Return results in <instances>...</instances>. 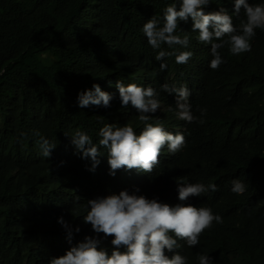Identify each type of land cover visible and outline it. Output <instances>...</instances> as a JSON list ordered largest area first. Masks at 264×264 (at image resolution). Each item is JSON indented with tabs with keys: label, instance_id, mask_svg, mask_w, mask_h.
I'll return each mask as SVG.
<instances>
[{
	"label": "clouds",
	"instance_id": "1",
	"mask_svg": "<svg viewBox=\"0 0 264 264\" xmlns=\"http://www.w3.org/2000/svg\"><path fill=\"white\" fill-rule=\"evenodd\" d=\"M210 2L176 0L158 14L163 26L155 16L144 21L149 62H127L132 75H125L126 84L115 83L120 105L137 129L130 123L105 124L96 135L80 128L65 134L66 188L38 213L20 221L3 218L0 235L16 252L38 255L57 243L62 247L45 264H264V181L247 188L233 177L226 154L182 155L197 167L167 186L160 201L137 194L138 176L151 173L162 153L174 155L185 146L181 121L195 122L190 133L199 145L206 115V109L199 110L201 117L193 115L186 85L150 80L155 68L186 74L195 52L211 46L209 68L217 70L225 62L218 50L226 45L238 56L264 44V3L234 0L232 9L206 14ZM180 22L185 30L176 32ZM160 90L174 94L173 107L162 101ZM112 99L93 84L77 88L73 104L92 111L111 107ZM39 146L47 158L56 145L41 138ZM71 240L76 245L67 250ZM250 242L256 244L252 255Z\"/></svg>",
	"mask_w": 264,
	"mask_h": 264
},
{
	"label": "trees",
	"instance_id": "2",
	"mask_svg": "<svg viewBox=\"0 0 264 264\" xmlns=\"http://www.w3.org/2000/svg\"><path fill=\"white\" fill-rule=\"evenodd\" d=\"M175 2L0 0V232L5 215L20 221L48 208L54 194L66 188L69 174L63 162L70 129L94 135L105 124L130 123L137 129L120 105L115 83L126 84L125 75H132L127 62H149L144 21L155 16L163 26V15L158 14ZM233 4L234 0H212L203 11L228 10ZM184 30L180 22L176 32ZM210 48L195 52L186 74L171 76L156 67L150 78L186 85L193 115L201 117L200 109H206V115L201 117L199 145L190 133L195 122L181 121L185 146L174 155L162 153L151 173L138 176V195L160 201L167 186L197 167L195 160L182 156L193 152L226 154L232 159L233 177L247 188L264 181V44L255 43L250 52L238 56L226 45L218 50L225 62L217 70L209 68ZM93 84L112 94L111 107L90 111L74 106L77 88L91 89ZM160 94L164 103L174 106V94ZM41 138L56 145L47 158L39 146ZM75 245L71 240L67 250ZM59 247L55 243L41 254L22 256L0 235V264H45ZM255 247V242L247 245L251 255Z\"/></svg>",
	"mask_w": 264,
	"mask_h": 264
},
{
	"label": "rangeland",
	"instance_id": "3",
	"mask_svg": "<svg viewBox=\"0 0 264 264\" xmlns=\"http://www.w3.org/2000/svg\"><path fill=\"white\" fill-rule=\"evenodd\" d=\"M161 108V107H160Z\"/></svg>",
	"mask_w": 264,
	"mask_h": 264
}]
</instances>
